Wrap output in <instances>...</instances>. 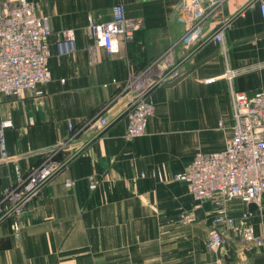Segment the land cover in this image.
Wrapping results in <instances>:
<instances>
[{"label":"crops","instance_id":"obj_1","mask_svg":"<svg viewBox=\"0 0 264 264\" xmlns=\"http://www.w3.org/2000/svg\"><path fill=\"white\" fill-rule=\"evenodd\" d=\"M33 1L47 16V0ZM180 1L50 0L51 80L39 95L0 93V121L12 123L6 145L21 171L70 139L56 155L66 166L28 205L18 234L8 220L0 223V264H195L215 205L197 204L174 176L196 150L225 147L232 134L233 91L264 88V18L255 0H227L204 19L200 38L187 45L178 40L191 22L177 20ZM117 3L124 5L133 37L121 39L118 51L108 54L95 45L86 24L89 16L109 20ZM68 25L77 26L71 52L58 45ZM224 25L221 49L210 37ZM170 46L181 75L155 86L145 134L126 139L125 120L117 117L125 97L110 103L112 97L129 74ZM228 68L240 72L225 77ZM13 177L11 164H0V187ZM66 179L73 185L66 186ZM181 211L193 212L195 220L182 223ZM229 211L234 218L248 214L264 238V195L254 212L237 199ZM216 227L225 241L220 259L209 264H264V245L245 242L238 227Z\"/></svg>","mask_w":264,"mask_h":264},{"label":"built area","instance_id":"obj_2","mask_svg":"<svg viewBox=\"0 0 264 264\" xmlns=\"http://www.w3.org/2000/svg\"><path fill=\"white\" fill-rule=\"evenodd\" d=\"M227 0H181L177 20L190 22L179 37L184 44L196 42L202 34V23L212 11L222 7ZM264 18V0H255ZM220 26L211 34L215 43L224 49L223 29ZM86 29L95 45L108 54L119 49L121 39L133 37V27L125 15L122 3L113 6L111 18L96 22L88 17ZM51 27L47 16L40 15L33 0H0V93L20 97L26 92L42 93L41 87L51 80L49 37ZM60 49L73 46V34L69 29L60 32ZM174 46H170L157 58L131 74L110 103L125 97V103L117 117L125 120L124 137L133 139L145 134L147 119L154 110L151 92L158 84L172 81L182 72V64L175 59ZM239 69L228 68L223 76L233 77ZM211 78L206 79L210 81ZM232 134L220 150H196L185 168L175 178L184 182L196 201L213 200V226L208 230L206 246L219 248L224 242L223 232L216 226L238 227L245 242L264 245L263 236L256 233L247 221L248 214L240 216V224L229 211L232 200L244 204H259L264 195V88L233 91ZM9 119L0 121V164L13 165L14 177L10 184L0 189V222L8 220L14 234L21 230V219L28 205L38 197L47 183L62 169L66 162L56 159L60 149L68 147L70 139L63 140L47 150L44 158L27 172L21 171L17 158L8 153L5 130L11 126ZM69 128L74 125L69 122ZM89 188L96 183L88 178ZM73 185L72 179L65 180Z\"/></svg>","mask_w":264,"mask_h":264},{"label":"rangeland","instance_id":"obj_3","mask_svg":"<svg viewBox=\"0 0 264 264\" xmlns=\"http://www.w3.org/2000/svg\"><path fill=\"white\" fill-rule=\"evenodd\" d=\"M42 11L45 13V14H47V16L48 17H50V14H52L53 13V11H52V8H51V4H50V0H47V2H46V4L44 5V3H43V9H42ZM125 15H126V11H125ZM126 17H127V15H126ZM48 19V18H47ZM127 19H128V17H127ZM49 21V20H48ZM77 28V26H71V25H68V26H65V27H63L62 26V29H69V30H71V32H72V34H73V39L75 38V30H76V28ZM72 49V48H71ZM71 49H70V51L69 52H71ZM73 50V49H72ZM68 52V53H69ZM162 53V52H161ZM160 53V54H161ZM159 54V55H160ZM158 55V56H159ZM157 56V57H158ZM156 57V58H157ZM155 59V58H154ZM154 59L153 60H151L150 62H148L144 67H147V66H149L150 65V63L152 62V61H154ZM88 61H89V59H88ZM143 67V68H144ZM142 69V68H141ZM137 71H139V70H137ZM136 71V72H137ZM135 72V73H136ZM131 76V74H129L128 76H127V78H126V80L129 78ZM133 76V75H132ZM131 76V77H132ZM130 77V78H131ZM125 80V81H126ZM125 83V82H124ZM117 93V92H116ZM114 98V96L112 97V99ZM231 127H232V125H231ZM12 166V169H13V165H11ZM174 179H176L175 178V176H174ZM177 180V179H176ZM8 185V183L6 184V186ZM5 185H3V186H1V187H4ZM1 187H0V189H1ZM206 201H208V200H206ZM205 202V200L204 201H197V204H199V203H204ZM245 205V204H244ZM214 212V211H213ZM236 219V223H238V222H240V217L239 218H235ZM179 220L182 222V223H191V222H193L194 220H195V216H194V213L193 212H191V211H187V212H185V211H181L180 213H179ZM4 221H7V219L6 220H4ZM4 221H2V222H4ZM1 223V222H0ZM223 228H225L224 226H223ZM226 228H228V227H226ZM222 231V230H221ZM223 232V231H222ZM240 233V232H239ZM223 234H224V232H223ZM224 241H225V235H224ZM223 244H224V242L222 243V245L219 247V248H217V249H210V248H208L207 246H206V243L204 242V246H202L201 247V249L200 250H196V252H197V256H196V261H195V264H209V262L211 261V259H216V258H219L220 259V249H221V247L223 246ZM198 247V246H197ZM188 251H190V249L188 250ZM195 256H194V253L192 254V256H191V258H194Z\"/></svg>","mask_w":264,"mask_h":264},{"label":"water","instance_id":"obj_4","mask_svg":"<svg viewBox=\"0 0 264 264\" xmlns=\"http://www.w3.org/2000/svg\"><path fill=\"white\" fill-rule=\"evenodd\" d=\"M172 83H174V82H172ZM247 207H248V209H249L250 212H254L255 210L258 209V205L256 203H254V202H249L247 204Z\"/></svg>","mask_w":264,"mask_h":264}]
</instances>
